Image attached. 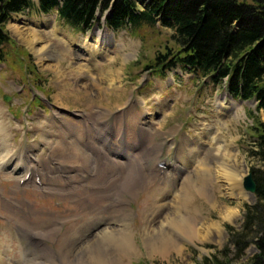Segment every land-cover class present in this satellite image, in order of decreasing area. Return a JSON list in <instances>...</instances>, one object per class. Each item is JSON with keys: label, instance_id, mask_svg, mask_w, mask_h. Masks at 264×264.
Returning a JSON list of instances; mask_svg holds the SVG:
<instances>
[{"label": "rangeland", "instance_id": "obj_1", "mask_svg": "<svg viewBox=\"0 0 264 264\" xmlns=\"http://www.w3.org/2000/svg\"><path fill=\"white\" fill-rule=\"evenodd\" d=\"M31 1L6 27L23 55L8 47L0 65V153L15 158L0 166V264H77L101 233L120 230L129 247L112 250V264H250L255 246L237 258L230 239L244 225L246 206L257 203L244 179L264 173V162L248 153L256 102H234L224 85L183 70L164 79L145 71L175 45L170 30L114 32L105 15L81 34ZM160 162L188 167L169 186V171H155ZM28 163L42 186L20 183ZM178 206L196 223V239L171 226ZM226 210L235 214L227 219ZM164 233L177 247L162 253Z\"/></svg>", "mask_w": 264, "mask_h": 264}, {"label": "trees", "instance_id": "obj_2", "mask_svg": "<svg viewBox=\"0 0 264 264\" xmlns=\"http://www.w3.org/2000/svg\"><path fill=\"white\" fill-rule=\"evenodd\" d=\"M42 12L58 9L60 21L79 31L91 30L98 13L111 12L108 27L113 30L162 25L172 30L173 47L157 56L144 70L159 72L181 66L214 85L226 84L234 100H257V112L264 111V0H39ZM149 2V3H147ZM142 5L143 11L139 10ZM31 0H0V61L8 57L12 40L5 31L12 14L31 9ZM14 50V48H13ZM16 50V49H15ZM14 57L16 51L11 53ZM19 59V58H18ZM34 73V71H32ZM31 72V73H32ZM251 157L264 162V122L250 114ZM257 203L246 206L240 232L231 230L230 245L241 258L253 245L258 253L250 264H264V173L253 170ZM209 264V263H208ZM218 264V263H217ZM219 264H229L219 262Z\"/></svg>", "mask_w": 264, "mask_h": 264}, {"label": "bare ground", "instance_id": "obj_3", "mask_svg": "<svg viewBox=\"0 0 264 264\" xmlns=\"http://www.w3.org/2000/svg\"><path fill=\"white\" fill-rule=\"evenodd\" d=\"M42 24H43V26H45V27H48L49 25H50V21L45 17V19H44V21L42 22ZM219 106H222V105H219ZM239 110V108H235V110ZM1 116V115H0ZM4 128V127H3ZM5 129V128H4ZM208 134H210V132H209V130L206 128L205 129V135L207 136ZM6 141H4V138L3 139H1L0 140V145L1 146H5L6 147V143H5ZM185 142V141H184ZM187 144V143H186ZM75 149V148H74ZM186 151V150H185ZM192 152V151H191ZM185 154H186V152H185ZM190 154V153H189ZM192 154H193V152H192ZM7 155V156H6ZM6 155H4L3 153H0V158L1 159H4L5 157V159L7 160V162L5 163H3L2 161V164L0 165L1 166V168H4V167H6L8 164H10L15 158H14V156L11 154V153H9V154H6ZM12 155V156H11ZM184 156V155H183ZM189 156V155H188ZM74 158V157H73ZM124 158H126V157H124ZM0 159V160H1ZM187 159V158H186ZM201 160H203V159H201ZM67 161V160H66ZM200 161V160H199ZM202 162V161H201ZM191 165V164H190ZM197 165H198V163H197ZM176 166V171H179L180 169H182V166L183 167H186V166H184V164H182L181 162H180V165L178 166V165H175ZM20 167H21V165H20ZM122 167V166H121ZM188 167V166H187ZM190 168V167H189ZM208 168V167H207ZM17 170H22V168H20V169H18V168H16ZM26 169H28L27 167H24L23 168V170H26ZM32 169H34V168H32ZM209 169V168H208ZM35 170H37L38 171V169L37 168H35ZM37 171H33V173L34 174H36V173H38ZM211 171V170H210ZM27 173H29V170H27L26 171V174ZM201 174H203L202 172H201ZM207 174V173H206ZM204 175V174H203ZM211 175V174H210ZM25 176H27V175H25ZM198 177H199V175H198ZM190 179V178H189ZM189 179H188V181H189ZM227 179H228V181L229 182H232V185L234 186V185H236L237 183H238V180L236 179V178H234L233 176H231V175H228V177H227ZM132 181V180H131ZM200 181H201V179H200ZM117 182V181H116ZM186 182V181H185ZM197 183V182H196ZM187 184V183H186ZM201 184V183H200ZM203 184H205V183H203ZM199 185V184H198ZM200 187V186H199ZM180 190V189H179ZM181 191V190H180ZM179 194V193H178ZM179 198V197H178ZM181 202V201H180ZM187 203L188 202H184L183 203V205L186 207V205H187ZM156 204H157V202H155V204H153L152 205V207L153 206H156ZM158 206V205H157ZM160 207V206H159ZM158 207V209H160ZM182 208H183V206H178L177 207V213L176 214H178L179 216H181L180 214L183 212H181V210H182ZM187 209V208H186ZM188 210V209H187ZM105 212V211H104ZM181 212V213H180ZM184 213V212H183ZM225 218H227V219H229L230 217H232L234 214H235V212L234 211H231V210H226L225 212ZM98 214V213H97ZM102 215V214H101ZM100 215V216H101ZM176 216V218L172 221V224H171V226H174V228L176 229V231L178 232V233H182L183 235H184V237L186 238V240L187 239H196V237L198 236L197 234H198V231H197V228H196V223H193V222H189V221H186V220H184L183 219V216H181V218H179V216ZM98 217V216H97ZM100 219V218H99ZM91 221H94V218H90V222ZM90 222H88V223H90ZM97 223V222H96ZM127 223V222H126ZM90 225V224H89ZM88 225V226H89ZM96 225V227H98L97 226V224H94V226ZM87 227V226H86ZM89 227H91V226H89ZM90 229V228H89ZM81 230V229H80ZM84 231H85V229H84ZM119 231V230H118ZM117 231V232H118ZM125 232L123 233V232H121V230L118 232V233H116L115 234V236H112V234H110L109 232L107 233H101V235H102V239H99L98 241H97V243H96V245H95V247H93V248H91L89 251H88V256H87V258H86V260L85 261H82V262H78L77 264H112V260H111V251L112 250H121V252H122V254H124V253H126V250H128V247H129V239H128V234H125L126 233V230H124ZM163 235V237H162V242H161V244H164L162 247H160L161 248V251H162V253H164L165 251H167L168 249H170V248H172L173 246H176L177 247V243L175 242V240H173V238L170 236V235H165V233L164 234H162ZM72 236H74V235H72ZM88 237H90V236H88ZM184 238V239H185ZM71 240H73V239H71ZM75 240H77L76 238H75ZM87 242H89V241H92L93 240V238H86L85 239ZM173 240V241H172ZM87 242H85V244L87 243ZM68 243V242H67ZM71 242L69 241V243L68 244H70ZM91 243V242H90ZM89 243V244H90ZM131 243V242H130ZM88 245V244H87ZM93 245V244H92ZM93 245V246H94ZM161 246V245H160ZM164 247V248H163ZM120 248H122V249H120ZM71 250V249H70ZM160 250V249H159ZM70 252V251H69ZM112 253H113V251H112ZM67 254V253H66ZM126 257V256H125ZM113 258V257H112ZM79 259H81V258H79Z\"/></svg>", "mask_w": 264, "mask_h": 264}, {"label": "water", "instance_id": "obj_4", "mask_svg": "<svg viewBox=\"0 0 264 264\" xmlns=\"http://www.w3.org/2000/svg\"><path fill=\"white\" fill-rule=\"evenodd\" d=\"M245 189L252 193L256 192V185L251 175L245 180Z\"/></svg>", "mask_w": 264, "mask_h": 264}]
</instances>
